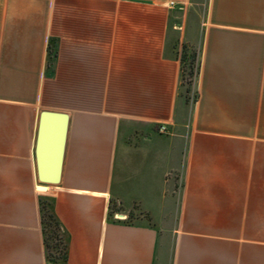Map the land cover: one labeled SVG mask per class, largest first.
Returning a JSON list of instances; mask_svg holds the SVG:
<instances>
[{
	"label": "crops",
	"instance_id": "0c3cea01",
	"mask_svg": "<svg viewBox=\"0 0 264 264\" xmlns=\"http://www.w3.org/2000/svg\"><path fill=\"white\" fill-rule=\"evenodd\" d=\"M0 264H264V0H0Z\"/></svg>",
	"mask_w": 264,
	"mask_h": 264
},
{
	"label": "trees",
	"instance_id": "16d2710c",
	"mask_svg": "<svg viewBox=\"0 0 264 264\" xmlns=\"http://www.w3.org/2000/svg\"><path fill=\"white\" fill-rule=\"evenodd\" d=\"M56 57L57 51L53 46L50 66H54ZM195 57L196 53H189L187 47L183 46L179 55L182 82H185L193 74ZM40 214L47 260L54 263L66 262L68 258L66 238L61 224L53 212V201L50 198L40 199Z\"/></svg>",
	"mask_w": 264,
	"mask_h": 264
},
{
	"label": "rangeland",
	"instance_id": "374dc122",
	"mask_svg": "<svg viewBox=\"0 0 264 264\" xmlns=\"http://www.w3.org/2000/svg\"><path fill=\"white\" fill-rule=\"evenodd\" d=\"M204 19H202L198 23V34L194 37V40L188 44H184V47H187V51L189 53H196V57L193 64V70L192 75L189 76L185 82H182L181 91L182 94L187 98L194 101L195 99V87L199 76V70H200V55H199V48L201 44V37L202 32L201 28H203ZM183 47L181 48L180 52H182Z\"/></svg>",
	"mask_w": 264,
	"mask_h": 264
},
{
	"label": "water",
	"instance_id": "95a60500",
	"mask_svg": "<svg viewBox=\"0 0 264 264\" xmlns=\"http://www.w3.org/2000/svg\"><path fill=\"white\" fill-rule=\"evenodd\" d=\"M48 118V115H44L43 119H44V122H43V127H42V130H43V135H42V143H41V147H40V155H42L40 157V164H39V167H40V177H39V180L42 182V183H49V184H56L59 182V171H54V174L52 175V177H48L46 176L47 174V163H46V158L44 157L43 158V155H45V153L47 152V141H46V130H47V122H46V119ZM64 138H65V126L63 125V128H62V132H61V139H60V144L62 145L64 143Z\"/></svg>",
	"mask_w": 264,
	"mask_h": 264
},
{
	"label": "built area",
	"instance_id": "2783aa9c",
	"mask_svg": "<svg viewBox=\"0 0 264 264\" xmlns=\"http://www.w3.org/2000/svg\"><path fill=\"white\" fill-rule=\"evenodd\" d=\"M159 132H160V133H166V128H165V127H161V128L159 129Z\"/></svg>",
	"mask_w": 264,
	"mask_h": 264
}]
</instances>
